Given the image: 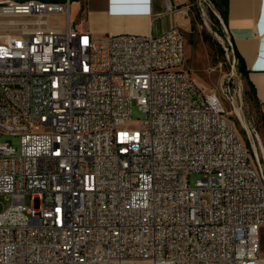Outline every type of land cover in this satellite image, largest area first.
I'll return each mask as SVG.
<instances>
[{"label":"built area","instance_id":"built-area-1","mask_svg":"<svg viewBox=\"0 0 264 264\" xmlns=\"http://www.w3.org/2000/svg\"><path fill=\"white\" fill-rule=\"evenodd\" d=\"M72 5L0 0V264H264L263 175L185 31L95 37Z\"/></svg>","mask_w":264,"mask_h":264},{"label":"rangeland","instance_id":"rangeland-1","mask_svg":"<svg viewBox=\"0 0 264 264\" xmlns=\"http://www.w3.org/2000/svg\"><path fill=\"white\" fill-rule=\"evenodd\" d=\"M81 0H73L72 19L81 24L79 6ZM186 18L190 20V29L186 31V69L205 90L216 93L230 119L235 123L239 136L249 149L264 178V110L255 105L246 81L238 71V61L229 43L224 20L212 0H188ZM63 17L52 19L53 25L64 26ZM144 117L137 106L132 112V126ZM18 146V139L2 136L0 145ZM201 175L191 176L194 186ZM31 198H26L30 206ZM12 199L0 196V211L11 207ZM264 252V231L262 234Z\"/></svg>","mask_w":264,"mask_h":264},{"label":"crops","instance_id":"crops-1","mask_svg":"<svg viewBox=\"0 0 264 264\" xmlns=\"http://www.w3.org/2000/svg\"><path fill=\"white\" fill-rule=\"evenodd\" d=\"M188 0H81L77 31L95 37L109 34L159 35L175 26L190 29ZM172 4L174 11H169ZM73 6V5H72ZM72 18V11H71ZM226 30L244 60L248 81L264 110V0H228Z\"/></svg>","mask_w":264,"mask_h":264},{"label":"trees","instance_id":"trees-1","mask_svg":"<svg viewBox=\"0 0 264 264\" xmlns=\"http://www.w3.org/2000/svg\"><path fill=\"white\" fill-rule=\"evenodd\" d=\"M212 2H213V4H215L217 6L218 11L220 12V14H221V16H222V18L224 20L225 26H226L227 22H228V0H212ZM231 42H232V40H231ZM231 47L233 48L234 56H235V58L238 61V71L242 75L244 80L246 81V84H247V86L249 88L247 94L250 95V97L253 100V103H255V105L261 107V103H260V101H259V99L257 97L256 89L253 86V84L248 81L249 72H248V70H247V68L245 66L244 60L238 54V52L235 50L233 45H231Z\"/></svg>","mask_w":264,"mask_h":264}]
</instances>
